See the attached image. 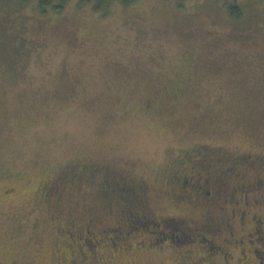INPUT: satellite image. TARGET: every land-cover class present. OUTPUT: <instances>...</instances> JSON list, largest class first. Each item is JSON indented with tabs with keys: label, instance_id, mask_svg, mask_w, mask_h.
Masks as SVG:
<instances>
[{
	"label": "rangeland",
	"instance_id": "rangeland-1",
	"mask_svg": "<svg viewBox=\"0 0 264 264\" xmlns=\"http://www.w3.org/2000/svg\"><path fill=\"white\" fill-rule=\"evenodd\" d=\"M263 8L264 0H113L104 13L93 0H70L41 13L36 0H0V262L187 264L186 248L198 255L197 245L167 239L147 246L151 227L111 245L103 230L115 222L116 198L85 179L59 197L41 192L47 175L70 164L129 173L142 190L129 203L158 218L239 233L229 205L184 202L168 178L197 145L215 166L238 157L247 181L264 175ZM88 216L99 232L94 254L72 229Z\"/></svg>",
	"mask_w": 264,
	"mask_h": 264
},
{
	"label": "flooded vegetation",
	"instance_id": "flooded-vegetation-1",
	"mask_svg": "<svg viewBox=\"0 0 264 264\" xmlns=\"http://www.w3.org/2000/svg\"><path fill=\"white\" fill-rule=\"evenodd\" d=\"M241 164V160L235 157L232 161L215 166L213 153L208 147L197 145L186 152L185 156L179 160V164L174 163L171 166L170 172H173V177L169 178V184L176 188L177 198L180 200L195 202L202 208L203 205L208 204L216 207L220 201L229 205L231 214L237 217L240 224V232L232 239L220 234L214 221L208 228L193 230L176 217L158 218L149 210L131 208L125 203V196L118 191L131 184V176L124 174L125 172L111 173L99 168L83 169L81 166L70 164L64 166L60 175H47L40 190L44 196L54 197L57 190L62 189L64 185L70 184L71 181L73 183L85 179L96 195L102 198L113 196L124 202V205L121 204L116 210L118 220L116 224L113 223L115 225L120 226L119 223L122 221L126 226H146L153 225L155 222H158L159 226H164L175 221L182 224V227L177 228L178 234L190 237L193 245L197 243L201 245L197 256L191 248L185 249L189 260L187 264H195L201 261L200 259L210 261L215 258H220L222 264L232 261L235 264H264V175L252 182L247 181L243 178L244 169ZM57 195V197L60 196ZM257 207H260L261 211H258ZM221 208L219 206V209ZM247 217L250 222L248 225L245 223ZM72 222L70 219L68 224L72 225ZM95 226L93 217L88 216L85 221L76 225L75 229L83 234H89L90 230L96 228ZM231 234L233 235L232 231ZM148 244L152 243L148 242ZM69 262L73 264L74 258H71ZM61 263L53 262L52 264ZM0 264L4 263L0 262ZM8 264H15V261H10ZM25 264L38 263L28 261Z\"/></svg>",
	"mask_w": 264,
	"mask_h": 264
},
{
	"label": "trees",
	"instance_id": "trees-1",
	"mask_svg": "<svg viewBox=\"0 0 264 264\" xmlns=\"http://www.w3.org/2000/svg\"><path fill=\"white\" fill-rule=\"evenodd\" d=\"M17 1H20L22 3H26V2H28L30 0H17ZM36 1H37V7H38V9L40 10L41 13H46V11L48 9H51L52 11L58 13V12L63 11V9L65 8L66 4L70 0H36ZM115 1L120 2L121 5L127 6V5H130V4L134 3V1H136V0H115ZM110 2H113V0H93V9L101 10V11H103L105 13V10L108 7ZM263 10H264V8H263ZM229 12H230L231 16L234 17V18H239L241 16V11H240V9H239V7L237 5L229 6ZM170 169H171V167H170ZM121 172H125V171H120L118 173H121ZM124 174L128 175L129 173L125 172ZM169 178L171 179V177H169ZM172 188H173V190L171 192L172 196L173 195L176 196L177 193L174 192V190H176V188H174V187H172ZM118 191H120V193H122L125 196V203H127L129 206H131V208L132 207L133 208H137V207L132 206L129 203V200H131V197L132 198H137V197L141 198L142 197V190L138 186V182H136L135 179H132V176H131V184L128 187L121 188ZM131 191L133 192L132 194L130 193ZM118 201H119L120 205L121 204L124 205L123 201L122 202H121V200H118ZM125 206H126V204H125ZM138 209L145 211L142 208H138ZM94 216H93V220H94V224H96ZM172 217H175V216H172ZM172 217H170V218H172ZM117 220H118V218L116 216L115 222ZM122 222H121L122 224L119 223L120 226L118 224L115 225L116 224L115 223V224H112V226L104 227L105 230H103V232L109 231V233L107 235L108 236L107 239L109 240V243H111V245H114V244H117L118 242L124 241L125 240V235H127V233L131 229L139 228L141 230H144V229L147 230L149 227L153 228V230H154V228H156V230H157L156 231V236H154L155 237V241L149 240V242H151L152 244L157 245L156 241L157 242H161V241H163V239L164 240L167 239L169 242H171V244L175 245V247H177V248H178L177 245H187V244L191 245V244H193V240H191L190 237L181 236V235L178 234V231H177L178 229H177V225H176V224H178L177 221H175V224L168 223L167 225H164V226L157 225L158 222H155L153 225H146V226L145 225L144 226L143 225L142 226L141 225L140 226H126L124 224V221H122ZM75 226L73 225L72 229L77 235L76 239L78 240L79 245L80 246H85L91 253L94 254L95 250H93L92 247H93V245L97 246V244L99 243V240H98L99 232H95L94 231L95 229H92V230H90L91 232L89 234H86V233L83 234L82 232H80L77 229H75ZM73 231L69 232L70 236L72 235V233H74ZM194 239H196V238H194ZM152 244H150V245H152ZM146 245L147 246L149 245L148 242L146 243ZM195 245H197L198 247L201 248V245L199 243H197ZM142 246H143V244H142ZM85 261L86 260H84V262Z\"/></svg>",
	"mask_w": 264,
	"mask_h": 264
}]
</instances>
